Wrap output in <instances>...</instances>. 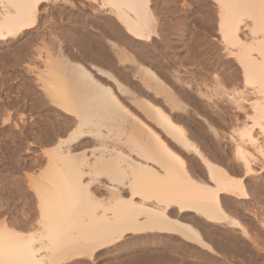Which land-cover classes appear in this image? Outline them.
I'll return each instance as SVG.
<instances>
[{"label": "bare ground", "instance_id": "6f19581e", "mask_svg": "<svg viewBox=\"0 0 264 264\" xmlns=\"http://www.w3.org/2000/svg\"><path fill=\"white\" fill-rule=\"evenodd\" d=\"M210 1L219 51L232 61L228 85L215 75L218 80L184 81L171 68L162 56L169 45L154 40L162 26L151 11L154 0H0V43L25 35L51 12L49 3H61L58 18L69 19L84 40L75 50L110 57L129 83L98 64L92 68L100 79L75 63L69 85L51 87L53 105L66 115L65 131L49 141L45 168L51 174L35 180L39 189L32 174L30 181L25 175L36 210L19 219L0 209V264H62L157 233L205 244L185 215L214 223L228 217L222 195L245 193L243 179L264 170V0ZM183 120L212 141L216 153L229 148L227 160L243 176L211 160Z\"/></svg>", "mask_w": 264, "mask_h": 264}, {"label": "rangeland", "instance_id": "374dc122", "mask_svg": "<svg viewBox=\"0 0 264 264\" xmlns=\"http://www.w3.org/2000/svg\"><path fill=\"white\" fill-rule=\"evenodd\" d=\"M210 3L212 5L210 0H154L151 11L156 23L161 22L162 25H157L161 32L158 38L162 37L160 40L154 37V40L158 47H161V43L163 48L170 46L168 49L164 48L166 53L162 48L167 57L163 52L162 56L170 65H174L171 68L179 71V76L183 75L181 78L186 79L184 81L197 83L200 78H214L215 75L225 82L224 85H228L234 78L226 76L228 70L233 73L232 61H225L219 51L215 27L212 25L214 23H211L214 16ZM48 5L51 6V12H43L35 28H31L25 35L0 43V209L5 207L6 212L9 213L10 210L11 216H19V219H22L25 210L28 212L36 207L34 193L36 188L39 189L38 186L35 187L36 182H41V178L43 180V177L51 174L50 168H45L48 166L46 151L52 145V140L64 134L66 127V115L53 105L51 87L64 88L69 85L68 75L70 72L73 75L75 63L85 66V69L99 79L92 63L119 76L123 81L126 80L120 77V72L118 73L110 57L103 56L99 59L79 54L75 46L84 42L79 30L71 22H67L69 19L62 21L58 18V10H55L57 5L63 4L51 2ZM59 46L62 47L61 54L57 49ZM48 50L53 52L51 60L46 54ZM154 68L168 85H175L167 78L166 73ZM124 83L129 85L126 81ZM216 120L215 126L218 130H223L225 124ZM184 122L186 121L183 120L184 125L187 123V131L194 133V127ZM193 133L192 137L201 149L209 155L212 152L213 157L209 156L211 160L226 166L237 178L243 176L237 164L228 162L226 152H229V148L222 147L225 153H216L218 148L215 149L216 145L212 141ZM45 169L48 174L47 171L44 172ZM259 170L243 179L245 193L239 188L222 195L221 204L228 217L222 216L214 223L194 214L185 215L183 221L196 227L207 245L200 243L198 238H191L192 236L187 237L186 241L179 234L170 237L169 234L157 233L150 238L132 236L129 240L131 242L128 241L123 246L115 244L105 248L97 256L74 258L62 264H264V170ZM27 173L34 174V177L29 176L34 179L35 190L30 189ZM231 219L238 223L228 222Z\"/></svg>", "mask_w": 264, "mask_h": 264}]
</instances>
